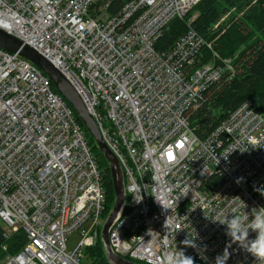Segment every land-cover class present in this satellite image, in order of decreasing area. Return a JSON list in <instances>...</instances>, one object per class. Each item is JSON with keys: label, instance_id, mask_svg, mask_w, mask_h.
<instances>
[{"label": "built area", "instance_id": "obj_1", "mask_svg": "<svg viewBox=\"0 0 264 264\" xmlns=\"http://www.w3.org/2000/svg\"><path fill=\"white\" fill-rule=\"evenodd\" d=\"M198 1L124 0L109 14L110 0H0V30L63 74L116 156L126 198L108 238L118 255L164 264L182 251L216 264L227 248V264H264L221 223H250L264 207V116L247 99L200 136L191 117L234 75L232 59L192 28L155 48ZM204 47L212 59L201 63ZM74 112L39 67L0 47V222L5 238L25 237L0 264H91L85 248L100 239L106 193Z\"/></svg>", "mask_w": 264, "mask_h": 264}, {"label": "trees", "instance_id": "obj_2", "mask_svg": "<svg viewBox=\"0 0 264 264\" xmlns=\"http://www.w3.org/2000/svg\"><path fill=\"white\" fill-rule=\"evenodd\" d=\"M99 1L101 3L106 0ZM123 1L110 0L107 12L115 13ZM231 8L234 10L231 11ZM228 12L230 13L219 25L220 28L214 31L212 29L214 24ZM192 14H195V18L188 26L186 20ZM189 28L194 29L206 40H212V48L221 58L234 59L236 57L234 59V75L227 78V73H225L221 81L209 89L205 95V102L191 117V123L197 133L200 136L207 134L227 116L230 110L247 99L252 100L256 104L257 111L264 116V0H199L185 18L173 19L168 23L162 36L156 42L155 48L159 51L167 50ZM211 59L212 50L204 47L199 61L204 63ZM52 87L56 91L53 85ZM74 116L82 126L97 165L101 168L106 193L103 211V218H105L115 197L109 169L75 112ZM104 162L106 166L103 165ZM24 239V234L21 231L5 238L4 229L0 224V259L8 254L17 253L22 247ZM2 245H6L5 251L2 250ZM85 253L91 264H109L99 237L94 245L85 248ZM124 258L133 260L127 256Z\"/></svg>", "mask_w": 264, "mask_h": 264}, {"label": "water", "instance_id": "obj_3", "mask_svg": "<svg viewBox=\"0 0 264 264\" xmlns=\"http://www.w3.org/2000/svg\"><path fill=\"white\" fill-rule=\"evenodd\" d=\"M0 47L10 51L18 52L23 57L29 59L43 73L50 78L55 89L65 98L73 108L88 135L91 136L96 147L108 163L109 174L112 180L114 191V201L112 207L104 219L100 229V241L102 243L105 257L109 264H139L118 255L110 245L108 231L125 203V187L121 166L105 143L99 131L96 121L88 113L82 100L76 93L69 81L60 73L46 58L40 55L36 50L21 43L18 39L0 30Z\"/></svg>", "mask_w": 264, "mask_h": 264}, {"label": "clouds", "instance_id": "obj_4", "mask_svg": "<svg viewBox=\"0 0 264 264\" xmlns=\"http://www.w3.org/2000/svg\"><path fill=\"white\" fill-rule=\"evenodd\" d=\"M264 194V191H262ZM222 224L227 225L226 235L231 238L232 242H238L247 252L251 253L258 261H264V207L256 209L251 213V222L245 224V218L232 215L230 219H226ZM249 230L257 233L254 240H249ZM196 237V236H195ZM194 237V238H195ZM193 238V237H192ZM193 239L185 240L186 245L196 247ZM184 241V242H185ZM230 253L225 248L223 254L218 256L216 264H227ZM164 264H194L192 257H187L180 251V254L169 253Z\"/></svg>", "mask_w": 264, "mask_h": 264}, {"label": "rangeland", "instance_id": "obj_5", "mask_svg": "<svg viewBox=\"0 0 264 264\" xmlns=\"http://www.w3.org/2000/svg\"><path fill=\"white\" fill-rule=\"evenodd\" d=\"M231 11H233L234 10V8H231L230 9ZM225 15V14H224ZM221 16V19L219 20V22L215 25L214 24V26L212 27V29L214 30V31H217L219 28H220V24H222L223 23V20H224V18H225V16ZM215 41V40H214ZM209 42H211V44H212V40L211 41H209ZM213 50L214 51H216L214 48H213ZM236 57H234V59H235ZM234 59H232V64H234L235 63V61H234ZM53 85V84H52ZM55 88V87H54ZM88 136H90V135H88ZM91 137V136H90ZM104 158V157H103ZM105 159V158H104ZM105 161H106V159H105ZM106 163H107V161H106ZM106 163L104 162V166H106ZM107 167H108V163H107ZM0 224L2 225V226H4L1 222H0ZM77 239H78V235H77V233H73L71 236H70V238H69V240H68V247L69 248H72L75 244H76V241H77ZM7 258V256L6 257H4V258H1L0 259V263L1 262H3L5 259Z\"/></svg>", "mask_w": 264, "mask_h": 264}, {"label": "bare ground", "instance_id": "obj_6", "mask_svg": "<svg viewBox=\"0 0 264 264\" xmlns=\"http://www.w3.org/2000/svg\"><path fill=\"white\" fill-rule=\"evenodd\" d=\"M58 70V69H57ZM59 71V70H58ZM60 72V71H59Z\"/></svg>", "mask_w": 264, "mask_h": 264}]
</instances>
